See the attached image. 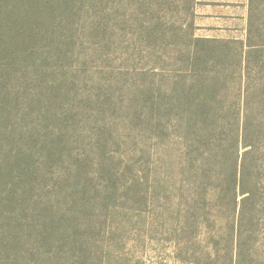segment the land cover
Masks as SVG:
<instances>
[{"label": "trees", "instance_id": "1", "mask_svg": "<svg viewBox=\"0 0 264 264\" xmlns=\"http://www.w3.org/2000/svg\"><path fill=\"white\" fill-rule=\"evenodd\" d=\"M89 2L0 0V264H84L76 208L85 204L76 195L87 174L80 169L84 154L72 147L90 120L94 142L88 147L98 148L99 134L112 123L105 118L118 120L117 101L98 88L93 93L28 75L48 70L38 63L49 55L65 54L68 24ZM193 7L178 48L182 65L161 71L169 79L164 91L140 92L141 114H147L140 125L152 140L181 145L179 175L193 191L187 200L196 203V224L205 223L201 229L209 233V223L226 221L234 264L245 223L255 220L253 196L264 190V0H249L243 40L196 37ZM17 74L25 80L13 79ZM70 179V192L57 191Z\"/></svg>", "mask_w": 264, "mask_h": 264}, {"label": "rangeland", "instance_id": "2", "mask_svg": "<svg viewBox=\"0 0 264 264\" xmlns=\"http://www.w3.org/2000/svg\"><path fill=\"white\" fill-rule=\"evenodd\" d=\"M191 7L190 0H90L77 13V21L68 24L66 51H61L65 54L54 53L40 61L49 68L39 76L29 70L32 80L85 85L93 93L98 88L117 101L118 120L105 118L112 123L99 134L98 148L88 147L94 142L90 120L81 126L79 135L84 136L72 147L74 154H84L80 169L87 174L80 179L76 195L85 204L76 208V246L84 264L232 263L233 242L223 232L226 221L218 218L209 223V233L201 229L205 223L196 224V203L187 200L193 191L179 175L181 145L174 146L169 139L152 140L140 125L147 115L141 114L140 92L164 91L169 79L161 71L182 65L178 48L186 39L183 31L191 25ZM20 74L13 79L25 80ZM99 159L103 161L94 165ZM74 183V179L64 181L57 191L66 194ZM251 204L256 208L255 220L245 223L234 264H264L263 189Z\"/></svg>", "mask_w": 264, "mask_h": 264}, {"label": "crops", "instance_id": "3", "mask_svg": "<svg viewBox=\"0 0 264 264\" xmlns=\"http://www.w3.org/2000/svg\"><path fill=\"white\" fill-rule=\"evenodd\" d=\"M249 0H194L196 37L243 40Z\"/></svg>", "mask_w": 264, "mask_h": 264}]
</instances>
